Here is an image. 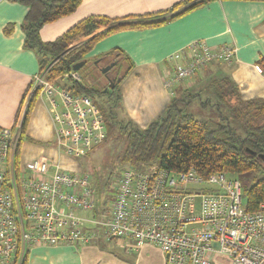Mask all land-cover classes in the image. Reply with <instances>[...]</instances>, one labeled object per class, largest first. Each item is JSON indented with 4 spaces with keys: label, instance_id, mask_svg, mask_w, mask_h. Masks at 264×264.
<instances>
[{
    "label": "built area",
    "instance_id": "1",
    "mask_svg": "<svg viewBox=\"0 0 264 264\" xmlns=\"http://www.w3.org/2000/svg\"><path fill=\"white\" fill-rule=\"evenodd\" d=\"M236 52L234 46L213 49L196 40L168 58L163 85L175 97L180 85L206 67L231 64ZM81 81L80 71L56 81L39 73L31 94L48 105L53 145L74 159L86 158L107 139L97 105L67 86ZM21 126L22 120L14 128L0 127V264H23L36 246L88 245L98 239L75 215L97 213L91 177L42 159L17 169ZM115 186L107 213L96 221L104 239L122 241L130 252L157 247L166 264H213L217 255L229 264H264V203L249 212L238 178L214 174L205 179L194 169L177 174L151 165L122 170ZM65 219L69 224L61 229Z\"/></svg>",
    "mask_w": 264,
    "mask_h": 264
},
{
    "label": "crops",
    "instance_id": "2",
    "mask_svg": "<svg viewBox=\"0 0 264 264\" xmlns=\"http://www.w3.org/2000/svg\"><path fill=\"white\" fill-rule=\"evenodd\" d=\"M184 1L83 0L74 14L45 25L40 36L44 42L55 41L92 16L118 19L124 24L165 20L171 15H150L170 11ZM27 13L28 8L20 3L0 0V127L14 128L34 101L19 151L20 168L42 159L80 173V164L60 154L53 145L54 126L46 101L31 96L40 61L35 50L25 48L23 25ZM196 40L205 41L213 49L234 46L236 57L231 64L214 63L201 70L176 89V97L187 90L198 92L211 79L229 78L244 100H264V73L259 67L264 60V1L260 0H206L202 6L159 26L126 29L104 37L88 59L94 61L116 52L129 61L131 72L120 86L119 118L145 129L165 114L174 98L163 85V75L170 68L168 58ZM75 215L84 221L86 230L98 233L97 240L88 245L36 246L27 252L23 264H166L157 247L144 245L130 252L126 243L104 239L96 225L98 213L76 211ZM115 244L125 251L116 253ZM213 264L229 263L217 255Z\"/></svg>",
    "mask_w": 264,
    "mask_h": 264
},
{
    "label": "trees",
    "instance_id": "3",
    "mask_svg": "<svg viewBox=\"0 0 264 264\" xmlns=\"http://www.w3.org/2000/svg\"><path fill=\"white\" fill-rule=\"evenodd\" d=\"M10 1L28 8L23 25L26 35L25 48L38 53L40 73L47 74L49 81L61 79L80 62H87L82 69L90 63L94 64L96 60L90 61L88 55L104 37L126 29L159 26L206 2L186 0L175 5L170 11L150 15L157 17L170 14L168 19L145 23L124 24L122 20L92 16L76 24L55 41L44 42L40 36L41 29L47 24L74 14L83 0ZM81 39L87 41L80 45ZM114 54L121 56L127 66L123 67L122 63H118L106 75L99 69L103 88H94L83 82V78L81 82L69 83L67 86L75 95L90 97L100 109L107 130L105 142L117 139V135L124 140V148L119 155L124 169L143 171L151 165H157L177 174L194 169L205 179L214 174H226L240 181L242 178L254 177L253 184L250 187L243 186V191L247 210L256 213L264 203V100H244L238 87L229 78L211 79L198 92L187 90L179 97L175 96L162 117L141 129L132 121L119 118L120 86L131 72L132 66L116 52L100 60L107 66L113 61L108 58ZM259 67L264 73V60L259 62ZM108 75L116 80L120 78V81L108 79ZM112 84L115 85L114 89H110ZM195 101L200 103L201 110L212 109L221 115L223 109L226 116L222 115L221 121L226 124L217 123L212 119L198 120L190 110ZM33 103L34 101L22 121L15 156L17 169L20 167L19 151L26 139V128ZM108 186L109 181L106 188ZM94 187L97 191V187Z\"/></svg>",
    "mask_w": 264,
    "mask_h": 264
},
{
    "label": "rangeland",
    "instance_id": "4",
    "mask_svg": "<svg viewBox=\"0 0 264 264\" xmlns=\"http://www.w3.org/2000/svg\"><path fill=\"white\" fill-rule=\"evenodd\" d=\"M87 41V39H81L80 45ZM78 47V46H76ZM113 60V62L122 63L123 67L127 66V63H123L121 56L114 54L108 58ZM100 60V59H98ZM96 60V61H98ZM92 61V60H90ZM95 61V60H94ZM95 61V62H96ZM105 65V62H104ZM83 82L93 86L94 88L101 89L104 87L101 82L99 69L93 63H90L84 69L80 71ZM222 108H224L222 106ZM201 105L198 101H195L190 107L191 113L196 116L198 120L206 121L212 119L217 123L225 125L221 121L222 115L226 116L225 111L222 109V114H216L214 110H201ZM124 148V140L117 135V139H109L107 142L102 144L100 147L95 149L86 158L74 159L73 157H68L71 160H75L81 166V172L88 174L91 177L92 183L97 187V197H98V207L96 212L102 216L107 213L108 207L112 199L114 198V191L116 186V181L122 170H124L123 164L119 161V155ZM109 181V186L106 188V184ZM244 187H250L254 182V177H246L241 179ZM245 200V199H244ZM114 251L124 252L121 248L117 247L115 244L113 247Z\"/></svg>",
    "mask_w": 264,
    "mask_h": 264
},
{
    "label": "water",
    "instance_id": "5",
    "mask_svg": "<svg viewBox=\"0 0 264 264\" xmlns=\"http://www.w3.org/2000/svg\"><path fill=\"white\" fill-rule=\"evenodd\" d=\"M100 61H101V60H98L97 63L100 62ZM118 63H119V62H113V63H111V64H109V65L103 67V68L101 69V73H102L103 75L108 74L110 71H112V70L118 65ZM86 64H87L86 61L80 62V63L76 64V65L73 67V70H74V71H80V70H81ZM113 81L119 82V81H120V78L117 79V80H116V79H115V80L113 79ZM114 87H115V85L112 84V85L110 86V89H114ZM262 159L264 160V157H262Z\"/></svg>",
    "mask_w": 264,
    "mask_h": 264
},
{
    "label": "flooded vegetation",
    "instance_id": "6",
    "mask_svg": "<svg viewBox=\"0 0 264 264\" xmlns=\"http://www.w3.org/2000/svg\"><path fill=\"white\" fill-rule=\"evenodd\" d=\"M95 64V66L98 68V69H102L104 66H106V65H104V63L102 62V61H100V62H98L97 63V61L94 63ZM110 75H108L107 77H108V79H116L115 77H113V76H110Z\"/></svg>",
    "mask_w": 264,
    "mask_h": 264
}]
</instances>
